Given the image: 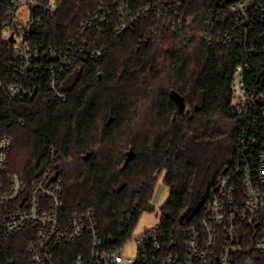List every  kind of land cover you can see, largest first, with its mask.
<instances>
[{
	"label": "trees",
	"instance_id": "obj_1",
	"mask_svg": "<svg viewBox=\"0 0 264 264\" xmlns=\"http://www.w3.org/2000/svg\"><path fill=\"white\" fill-rule=\"evenodd\" d=\"M55 1V12L31 37L43 47H64L83 18L111 0ZM8 4L0 0V127L14 139L10 170L32 182L51 168L62 178L63 220L93 210L104 240L114 245L131 236L145 210L155 208L151 198L163 173L170 191L159 222L167 237L181 243L203 198L231 163L236 46H215L201 37L181 46L172 35L152 40L142 38L140 27L118 32L109 23L95 36L106 55L80 56L61 78L64 98L42 82L34 98L23 99L9 90L14 43L4 29ZM171 91L184 97L189 111H179ZM203 143L215 145L201 150ZM131 148L134 157L125 164ZM34 234L29 223L5 239L0 264H34L27 249ZM166 248L174 252L170 242ZM80 251V240L55 249L61 264Z\"/></svg>",
	"mask_w": 264,
	"mask_h": 264
},
{
	"label": "built area",
	"instance_id": "obj_2",
	"mask_svg": "<svg viewBox=\"0 0 264 264\" xmlns=\"http://www.w3.org/2000/svg\"><path fill=\"white\" fill-rule=\"evenodd\" d=\"M56 7L55 0H9L4 29L14 36L13 94L32 99L45 82L63 97L61 78L81 55L98 60L106 55L107 47L95 36L109 23L118 32L140 27L142 38L152 40L172 35L181 46L198 37L215 46H236L231 163L203 198L201 213L185 228L181 243L157 222L137 237L132 256L123 249L129 238L117 245L104 240L93 210L63 220L62 178L51 168L32 182L10 170L14 139L0 127V247L31 223L35 234L27 249L34 264H61L55 249L77 240L82 251L68 264H264V0L104 1L81 20L64 47L33 43L34 28ZM26 8L27 15L21 11ZM169 242L174 252H168Z\"/></svg>",
	"mask_w": 264,
	"mask_h": 264
},
{
	"label": "rangeland",
	"instance_id": "obj_3",
	"mask_svg": "<svg viewBox=\"0 0 264 264\" xmlns=\"http://www.w3.org/2000/svg\"><path fill=\"white\" fill-rule=\"evenodd\" d=\"M21 11H24V13L27 15L28 9H22ZM5 33L9 36V32L5 31ZM190 110L189 106H186V112ZM215 144H198V147L200 149H213ZM200 150V151H201ZM210 150V151H211ZM201 188L198 190L200 192ZM169 186L165 183L164 180V174L162 173L158 179L157 185L155 187L153 196L151 198V203L155 206L154 209L151 210H145L139 221L137 222L136 226L134 227L131 236L129 237V240L126 241V244L124 246V253L126 255H137V237L144 231L146 227L152 226L159 222L160 215H159V209L161 205L168 199L169 197Z\"/></svg>",
	"mask_w": 264,
	"mask_h": 264
},
{
	"label": "water",
	"instance_id": "obj_4",
	"mask_svg": "<svg viewBox=\"0 0 264 264\" xmlns=\"http://www.w3.org/2000/svg\"><path fill=\"white\" fill-rule=\"evenodd\" d=\"M9 40L10 41H14V36L13 34H11L9 36ZM171 97L176 100L177 104H178V108L180 112H185L186 110V104L184 101V97L182 95H180L179 93L175 92V91H171ZM197 109H199V107H197ZM134 157V151L131 148L130 151L128 152V156L126 158L125 164H127L130 160H132Z\"/></svg>",
	"mask_w": 264,
	"mask_h": 264
}]
</instances>
